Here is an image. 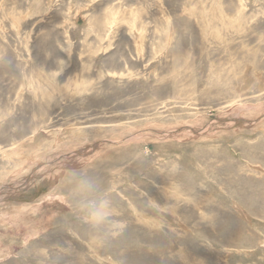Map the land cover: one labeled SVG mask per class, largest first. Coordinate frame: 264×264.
<instances>
[{
  "label": "rangeland",
  "instance_id": "1",
  "mask_svg": "<svg viewBox=\"0 0 264 264\" xmlns=\"http://www.w3.org/2000/svg\"><path fill=\"white\" fill-rule=\"evenodd\" d=\"M0 264H264V0H0Z\"/></svg>",
  "mask_w": 264,
  "mask_h": 264
},
{
  "label": "clouds",
  "instance_id": "2",
  "mask_svg": "<svg viewBox=\"0 0 264 264\" xmlns=\"http://www.w3.org/2000/svg\"><path fill=\"white\" fill-rule=\"evenodd\" d=\"M71 194L81 219L96 233L100 242L117 233L113 230L112 202L102 194L100 184L93 177L73 175L69 178Z\"/></svg>",
  "mask_w": 264,
  "mask_h": 264
},
{
  "label": "bare ground",
  "instance_id": "3",
  "mask_svg": "<svg viewBox=\"0 0 264 264\" xmlns=\"http://www.w3.org/2000/svg\"><path fill=\"white\" fill-rule=\"evenodd\" d=\"M39 202V201H38ZM35 203V202H34ZM25 208V207H24ZM7 215V214H6ZM8 216V215H7ZM16 216V215H15ZM6 219V218H5ZM8 220V219H7ZM12 221V220H10ZM20 221V220H19ZM13 222V221H12ZM10 229V228H9ZM12 229V228H11ZM19 229V228H18ZM14 230V229H13ZM16 231V230H15ZM20 231V230H19ZM22 231V230H21ZM15 233V232H14Z\"/></svg>",
  "mask_w": 264,
  "mask_h": 264
}]
</instances>
